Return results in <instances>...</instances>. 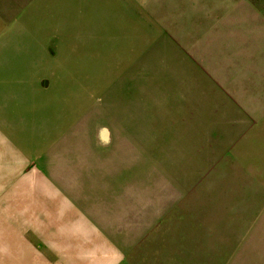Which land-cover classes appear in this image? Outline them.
<instances>
[{"label":"rangeland","instance_id":"374dc122","mask_svg":"<svg viewBox=\"0 0 264 264\" xmlns=\"http://www.w3.org/2000/svg\"><path fill=\"white\" fill-rule=\"evenodd\" d=\"M0 1L8 17L32 11L35 33L60 30L69 48L60 86L40 92L35 71L22 86L29 115H11L14 136L0 133V264H107L119 255L160 263L170 239L210 264L244 251L264 264V103L254 98L264 100V82L242 87L251 95L240 105L191 115L188 104L160 102L166 90L139 72L149 57L115 55L111 71L105 38L90 56L89 3ZM241 5L225 32L258 50L264 76V0Z\"/></svg>","mask_w":264,"mask_h":264},{"label":"crops","instance_id":"0c3cea01","mask_svg":"<svg viewBox=\"0 0 264 264\" xmlns=\"http://www.w3.org/2000/svg\"><path fill=\"white\" fill-rule=\"evenodd\" d=\"M77 1L79 5L89 3L91 8L94 31H90V37L94 44L90 56L97 58L96 50L93 51L95 41L105 38L106 60L111 71L115 55H121L123 61L129 55L149 57L147 66L140 67L139 72L154 73L155 88L166 90L161 103L188 104L191 115H216V105L242 104V94H251L241 88L248 89L251 80L264 82V76L256 74L258 50H242L239 47L242 42L237 43L242 39L239 33L225 32L224 25L231 16H238L242 0ZM4 12H8L7 6L3 7L0 1V133L7 129L9 132L4 134L14 136L19 124L11 115H29L24 106L27 92L22 86L26 87L28 81L33 83L32 75L36 71L42 74L36 77L33 86L40 92L58 88L60 69L65 65L69 48L60 30L53 34L46 30L35 33L38 17L32 11L26 17H19L21 14L8 17ZM227 27L231 30L229 24ZM51 46L56 52H52ZM109 56H113L110 63ZM262 97L255 93L257 102L264 103L259 99ZM246 112L251 115L250 110ZM164 243L168 250L161 255L160 263L151 261V256L119 255L107 264L211 263L207 256L195 257L192 248L179 245L177 239ZM240 254L245 256L220 255L216 263L263 264L257 263L252 252ZM229 259L232 261L226 262Z\"/></svg>","mask_w":264,"mask_h":264}]
</instances>
